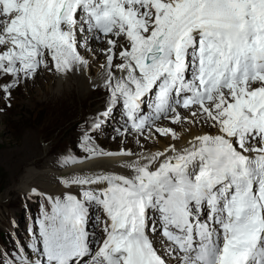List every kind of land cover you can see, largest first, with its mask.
<instances>
[{"label":"snow or ice","instance_id":"1","mask_svg":"<svg viewBox=\"0 0 264 264\" xmlns=\"http://www.w3.org/2000/svg\"><path fill=\"white\" fill-rule=\"evenodd\" d=\"M93 42L107 45L109 107L82 134L86 156L61 163L135 156L131 175L61 177L78 191L55 197L32 189L49 207L0 264H264V0H0V79L12 78L0 99L11 107L49 61L64 73L86 65L80 48ZM117 106L116 131L139 153L95 143ZM168 125L201 134L148 150L153 133L180 138Z\"/></svg>","mask_w":264,"mask_h":264},{"label":"rangeland","instance_id":"2","mask_svg":"<svg viewBox=\"0 0 264 264\" xmlns=\"http://www.w3.org/2000/svg\"><path fill=\"white\" fill-rule=\"evenodd\" d=\"M99 60H96V62H99ZM41 69L38 70L39 74L37 72L35 77L27 81L21 80L18 87L12 90L11 107H8L6 102L0 99V243L7 248L13 247L9 239V233L14 231L16 226L18 232L23 230L24 214L29 216L38 207L39 203L46 202L44 196L35 195L31 199L27 195L29 192L19 189L20 180L34 166L32 159H29V155L23 154L22 148L27 138L33 137L32 143L35 148L37 147L36 155H40L39 162L43 166L50 161L56 163L57 169L55 172L60 178L65 177L60 175V172L63 171L60 169L71 164L62 166L61 163L60 166V160L62 161L63 157L68 154L81 153V151H78V153L75 151L74 137L77 140L79 137L81 141L84 130L91 123V119H86L87 116L89 117V114L99 111L100 108H106L107 102H104V98H107L108 101V97L102 89L100 95L106 96L101 98L102 101L100 97H94V100L90 99L81 103L78 84L73 83L70 87L68 105V102L64 100L67 97L61 96L62 91H64L63 87L59 88V94L56 81L48 82L46 80L49 76H52L50 71L41 73ZM11 79V77L6 76L0 81V84L8 83ZM118 109L120 110V108ZM118 109L116 108L112 113L119 112ZM80 121L81 125H79ZM185 127L187 128V126ZM178 129H180L179 126ZM105 130L106 126H102L99 131L93 133L95 143L103 150H109L113 153L120 152V149L123 148L133 152L142 151L133 138L130 145L126 146L128 138L132 135H128L125 139V136L121 133L113 139L111 133L104 135ZM156 135L159 137L158 134ZM142 143L144 142L142 141ZM155 146L157 144L154 140L145 144L148 150ZM14 170H16L15 175ZM58 182L57 178L53 177V180L46 182V184L52 186L50 189L42 187L36 189H40L38 191L41 194L53 195L54 197L61 196L57 193V189L59 191L64 189V193L68 189L63 187L62 182Z\"/></svg>","mask_w":264,"mask_h":264},{"label":"bare ground","instance_id":"3","mask_svg":"<svg viewBox=\"0 0 264 264\" xmlns=\"http://www.w3.org/2000/svg\"><path fill=\"white\" fill-rule=\"evenodd\" d=\"M91 47H92V49L94 51H85L84 48H80L81 55L84 56L87 59V61H88V63L86 65H83V66L74 65L72 71L64 73V72H57L54 69H52L51 68V62L49 61V67L48 68H43L42 67V69H41L42 72L41 73H48L50 71L52 76H49L46 80L48 82L56 81L57 90H58L59 94H60L59 88L63 87L64 91H62L61 96L64 95V96L67 97V99H64V100H65V102H68V105H69L68 99H69V95H70V87L72 86L73 83L74 84H78L77 87H78V89H79V91L81 93V97H80V102L81 103L82 102H87L90 99L94 100V97H98V98L100 97V99L102 97H106L104 95H100V90L102 92V89H103L104 92L106 93L107 97H108V101H107V98H104V102H107L106 103V108H104V109L100 108L99 111L97 110V112H95L93 114H89V117L87 116L86 119L89 118V119H91L90 121L92 122L94 119L101 118V114L103 112H105V110L109 107V99H110V97H109V91L105 87V79L107 77V71H108L107 68H106V59H105L104 56L100 55V51H99L101 48H106L107 45L106 44H97L96 42H93ZM96 60H99V62H96ZM115 63H120V61L117 60ZM38 74H39V72H38ZM115 74L117 76L122 75V73H120L118 70L115 72ZM35 76H36V74L34 75V77ZM69 77H70V79H68ZM3 79H0V81L3 80ZM102 100L103 99H101V101ZM116 108L118 109L120 107L117 106ZM116 118L117 117L115 116L114 113H111L109 116L103 118V126H106V130L104 131L105 132L104 135L105 134L108 135L109 133H111L113 135L112 136L113 139H115V137L117 135L121 134V133H118L116 131L117 129H119V127L116 125V123H115V125L112 124V123L116 122ZM81 121L79 122V125H81ZM168 126L174 128L175 131L177 133H179V135H180L179 140L178 141L177 140H173L172 137H170V136L166 137V138H160L155 133H153L154 137H156L153 140L155 141L157 146L151 147L149 149V150H151V152L164 151L167 148H169L171 145H174L176 147V149H178V150L181 149V148H184V147H189L190 146L189 143H188L189 140H192L195 135L201 134L200 131L196 127H192L190 131L186 132L179 125H168ZM178 126L180 127V129H178ZM206 130L207 129H205V131ZM32 138H29V139L27 138V140L25 141V143L23 145L22 150H23V154L29 155V159H32V164L34 166L32 168H30L29 171H27L26 175L24 177H22V179L20 180V184H19V189L21 191L25 190V192H29V194L27 193V195H29L31 199H33V197L35 196V195H33V196L30 195V192H32V189H36V188H39V187H42L44 189L45 188L46 189H50V187H52V186L46 184V182H49V181L53 180V177L57 178V180L59 182H61L60 177L55 172V170L57 169L56 163H53L52 161H50L45 166H43V164H41L39 162L38 158H40V155H36V153H37V149L36 148L37 147L35 148V145L32 143ZM132 138L134 139L133 136H130L128 138L126 146L130 145ZM122 139H124V138L122 137ZM74 141H75V144H76V150L75 151H77V153H78V151H81L80 154L79 153L78 154L75 153L74 156H76V157H85L86 153H84L81 150V148L79 147V143H80L79 137H78V140L74 137ZM99 143H100V141H99ZM28 151H29V154H28ZM107 152H111V151L108 150ZM136 153H139V152H136ZM31 157H33V158H31ZM35 159H38V160H35ZM135 159H136L135 156H123V155H116V156H112V157L98 158V159H95V160H93V159H84V161L82 163H80V164L76 163L77 165L76 164H71V165H68V166H66L64 168L61 167L62 169H60V170H63V171L60 172V175L61 176L62 175L63 176H71V175H74V174H81V173H85V172L99 171V170H104V171H109V172L116 171V172H119L117 174L131 175V169L124 167V165L127 164V163L132 162ZM60 164H61V160L59 162V165ZM71 166H73V167H71ZM15 173H16V170H14V175H15ZM38 190H40V189H38ZM63 190L59 191V189H57V193H59L62 196L64 194ZM68 191L76 193L77 189L75 187H73L71 189H68L67 192ZM51 196H53V195H51Z\"/></svg>","mask_w":264,"mask_h":264}]
</instances>
